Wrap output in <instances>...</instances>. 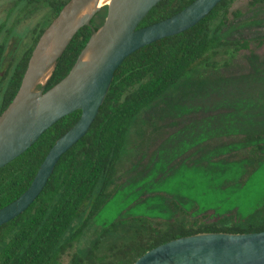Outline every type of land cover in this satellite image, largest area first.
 <instances>
[{
    "label": "trees",
    "instance_id": "16d2710c",
    "mask_svg": "<svg viewBox=\"0 0 264 264\" xmlns=\"http://www.w3.org/2000/svg\"><path fill=\"white\" fill-rule=\"evenodd\" d=\"M67 1L19 0L25 16L42 8L48 11L45 26L34 29L33 44L18 59L12 57L6 71L5 44H0V114L18 91L38 38ZM192 1L161 0L139 27L172 16ZM236 1L222 0L193 27L148 44L123 60L89 131L61 156L34 202L0 225V264H62L66 255L69 264H133L148 250L182 236L264 230V175L259 174L264 168L261 129L231 136L229 142L219 141L217 148H222L213 147L212 158L201 159L200 167L209 176H172L170 180L143 167L141 173L130 176L134 184L122 194L137 187L142 190L138 196H149L157 192L150 188L155 184L162 190L157 195L168 198L166 214L154 216L128 207L99 227L94 226L113 200L123 199L117 194L119 175L128 163L135 169L141 157V147L132 151L129 143L142 112L186 80L193 79L197 84L229 80L241 52L255 53L264 45V38L225 36L233 19L242 15L234 9ZM249 5L264 6V0H250ZM106 14L105 6L93 23ZM91 32L87 25L78 30L59 58L46 89L70 71ZM80 116L78 109L62 117L24 153L0 168V208L31 185L51 146ZM222 160L235 162L236 168L227 170V175L221 173Z\"/></svg>",
    "mask_w": 264,
    "mask_h": 264
},
{
    "label": "water",
    "instance_id": "95a60500",
    "mask_svg": "<svg viewBox=\"0 0 264 264\" xmlns=\"http://www.w3.org/2000/svg\"><path fill=\"white\" fill-rule=\"evenodd\" d=\"M161 0H68L38 38L21 85L0 114V168L30 148L62 117L80 109L77 122L51 146L31 185L0 208V225L24 212L46 186L61 156L89 131L123 60L161 38L179 34L205 18L222 0H194L153 24L140 22ZM107 7L103 23L93 19ZM89 40L70 71L46 85L58 60L83 26ZM133 264H264V230L249 233L204 232L162 243Z\"/></svg>",
    "mask_w": 264,
    "mask_h": 264
},
{
    "label": "rangeland",
    "instance_id": "374dc122",
    "mask_svg": "<svg viewBox=\"0 0 264 264\" xmlns=\"http://www.w3.org/2000/svg\"><path fill=\"white\" fill-rule=\"evenodd\" d=\"M249 1H236L234 9L240 10L242 15L234 18L227 27L225 36L228 39L264 38V6L250 8ZM23 10L24 4L19 0H0V44H5V71L10 67L12 57L18 59L33 44L34 29L45 26L47 8L27 16L23 15ZM94 23L100 26L101 22L96 19ZM232 69L227 81L215 79L214 82L208 80L207 84H197L193 79L186 80L142 112L132 128L129 143L132 151L141 147V157L135 162V169L130 168V163L125 165L119 175L117 191L123 199L113 200L105 208L97 218L95 228L128 207L138 212L145 210L154 216L166 214L168 198L157 195L162 190L155 184L150 188L157 192H151L149 196H138L142 190L137 187L122 194L127 186L134 184L130 176L141 173L143 167L150 173H159L164 179L209 176V172L200 167L201 159L212 158L215 149L222 148H217L219 141L229 142L231 136L242 135L247 130H264V45L255 53L242 51ZM202 150H206V155L200 153ZM234 163L222 160L221 173L227 175V170L236 168ZM259 174L264 175V168ZM140 197L142 199L137 201ZM92 231H88L85 242ZM69 259L66 255L62 264H69Z\"/></svg>",
    "mask_w": 264,
    "mask_h": 264
},
{
    "label": "bare ground",
    "instance_id": "6f19581e",
    "mask_svg": "<svg viewBox=\"0 0 264 264\" xmlns=\"http://www.w3.org/2000/svg\"><path fill=\"white\" fill-rule=\"evenodd\" d=\"M112 0H102V4H110Z\"/></svg>",
    "mask_w": 264,
    "mask_h": 264
},
{
    "label": "flooded vegetation",
    "instance_id": "af4514ba",
    "mask_svg": "<svg viewBox=\"0 0 264 264\" xmlns=\"http://www.w3.org/2000/svg\"><path fill=\"white\" fill-rule=\"evenodd\" d=\"M97 17V16H96ZM94 20V19H93ZM99 21L101 22L100 23V25L103 23V21H104V18L103 19H99ZM92 23H93V21H92ZM93 25L95 26V27H98V25H96L95 23H93Z\"/></svg>",
    "mask_w": 264,
    "mask_h": 264
}]
</instances>
